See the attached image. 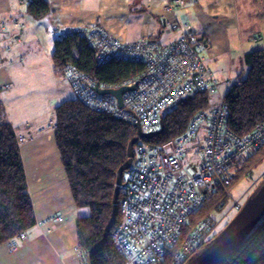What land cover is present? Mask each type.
Here are the masks:
<instances>
[{"label":"built area","instance_id":"built-area-1","mask_svg":"<svg viewBox=\"0 0 264 264\" xmlns=\"http://www.w3.org/2000/svg\"><path fill=\"white\" fill-rule=\"evenodd\" d=\"M185 2L167 0L164 10L172 12ZM12 24L19 23L15 20ZM172 27L178 25L172 22ZM70 31L87 39L98 63L123 58L144 64L140 77L112 86H132L138 82L134 90L124 92L121 107L114 95H99L94 90L95 82L74 65H65L61 74L71 85L75 99L86 107L133 124L138 121L145 133L157 131L163 113L182 97L194 92L219 95L218 104L195 113L180 135L160 144L137 139L130 166L122 174L119 220L110 231L112 246L124 258L123 264H162L165 250L174 247L177 249L168 264H185L215 236L222 220L210 214L199 218L185 236L183 228L203 204L206 191L222 190L226 199L230 197L228 187L234 163L264 146V124L256 123L250 133L242 136L229 129L224 96L200 54L202 38L189 25H183L180 37L168 44L146 36L126 43L99 24ZM51 34L55 38L62 35L54 29ZM199 131L200 140L191 155L193 162L186 161L184 146ZM242 205L241 198H231L225 214L239 211ZM57 220V216L49 217L41 226L48 231L50 223ZM15 237L24 239L25 233L6 241L9 250L15 248ZM73 248L77 264H87L88 252L78 244Z\"/></svg>","mask_w":264,"mask_h":264},{"label":"crops","instance_id":"crops-1","mask_svg":"<svg viewBox=\"0 0 264 264\" xmlns=\"http://www.w3.org/2000/svg\"><path fill=\"white\" fill-rule=\"evenodd\" d=\"M28 1L0 0V104L16 134L35 224L24 239L13 238L14 250L0 245V264H77L76 223L89 212L73 201L55 141L54 106L75 96L51 62V31L99 24L126 43L146 36L168 44L189 25L224 96L242 75L245 54L264 49V0H186L172 12L167 0H47L50 10L39 18ZM52 216L58 220L46 231L41 223Z\"/></svg>","mask_w":264,"mask_h":264},{"label":"trees","instance_id":"trees-1","mask_svg":"<svg viewBox=\"0 0 264 264\" xmlns=\"http://www.w3.org/2000/svg\"><path fill=\"white\" fill-rule=\"evenodd\" d=\"M27 10L31 16L39 18L49 12L50 5L47 0H29ZM95 56L96 52L86 38L67 31L55 38L51 62L58 72L72 64L95 83L110 87L140 77L145 71L144 64L138 60L112 58L98 63ZM243 67L239 80L230 85L223 98L228 114L227 126L240 136L250 133L256 123L264 124V49L245 54ZM208 105L207 92L182 97L163 113V131L143 140L160 144L180 135L194 114L206 110ZM54 120L55 141L73 201L77 207H87L89 212L76 223L78 245L89 253L102 239L111 216L115 173L127 159L126 148L129 140L136 136V129L128 120L94 111L78 99H66L55 105ZM263 155L264 146L251 156L237 159L230 186L252 172ZM204 197L201 207L183 228L184 236L199 218L221 211L226 202L222 190L206 191ZM118 220L119 214L115 223ZM34 224L35 215L16 134L0 104V245ZM107 235L104 243L91 255L92 264H123L124 258L112 246L110 232ZM176 249L165 250L162 264L169 263ZM212 264H264V214L235 250Z\"/></svg>","mask_w":264,"mask_h":264},{"label":"water","instance_id":"water-1","mask_svg":"<svg viewBox=\"0 0 264 264\" xmlns=\"http://www.w3.org/2000/svg\"><path fill=\"white\" fill-rule=\"evenodd\" d=\"M94 90L100 94H109L114 95L117 99L118 106L122 105V96L124 92L134 90L138 82L136 81L132 86H120L118 88H104L99 84L95 83ZM136 129V136L129 140V143L126 148L127 159L121 166L117 169L115 176V185L114 190L111 196L112 200V213L110 218L107 221V224L104 228V233L102 239L93 246L89 251L86 259L87 264H92L91 255L100 248V246L106 240L107 234L111 231L112 227L115 225V220L118 214V196L121 190L122 183V174L130 166V162L134 155L133 146L137 143V139L149 140L152 137L160 134L163 131V120L160 122L159 129L157 131H152L145 133L140 129L139 122L136 121L134 124ZM264 214V182L256 190V192L250 196L245 203L242 205V208L234 215L232 220L226 224L222 232H220L210 244L204 247L198 254L193 258L189 259L185 264H212L216 260L224 257L227 253L235 250L242 241L246 238L247 234L251 229L257 224V221L261 219Z\"/></svg>","mask_w":264,"mask_h":264},{"label":"rangeland","instance_id":"rangeland-1","mask_svg":"<svg viewBox=\"0 0 264 264\" xmlns=\"http://www.w3.org/2000/svg\"><path fill=\"white\" fill-rule=\"evenodd\" d=\"M57 74L63 80L61 74H59V73H57ZM64 79L67 81L66 78H64ZM70 87H71V85H70ZM218 91L221 93V95L225 93V90L222 89L221 87H218ZM72 92H73V90H72ZM73 96H74V94H73ZM218 97H219L218 93L208 94V103H209L208 107L216 106L218 104L217 102L219 101ZM200 132L201 131H199V133H197L195 136H193L191 138V140L187 144H185V146H184V149H187L186 150L187 151L186 152V157H187L186 161L193 162V156H191L192 152H193L192 150L196 147V145L198 144V142L200 140L199 139ZM253 154H251V155H253ZM251 155H249V156H251ZM261 158L262 159L260 161H258V163L255 165V167L253 169H251L252 172L248 173L247 175H244V177L236 180L235 182L232 183V185L230 187H228V192L230 194V197H228L226 199V202H225L223 209L219 212L212 213L214 219L222 220L220 226H218L216 229L217 233H219L220 230L222 231L223 226L226 223H229L232 220V218L234 217V215L238 212V211H234V212L231 211V212H228L227 214H225L228 211V209L230 208L229 206L231 204V198H241L243 200V204H244L245 201L250 196H252L256 192V190L262 185V182H264V155ZM194 168H195V166H194ZM213 239H214V237H213ZM213 239H211V240H213ZM6 244H7V242H6ZM209 244H210V242H208L205 245V247Z\"/></svg>","mask_w":264,"mask_h":264}]
</instances>
